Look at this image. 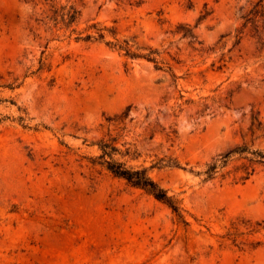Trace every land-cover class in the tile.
<instances>
[{
	"label": "rangeland",
	"instance_id": "obj_1",
	"mask_svg": "<svg viewBox=\"0 0 264 264\" xmlns=\"http://www.w3.org/2000/svg\"><path fill=\"white\" fill-rule=\"evenodd\" d=\"M62 7L70 27L49 20ZM262 10L0 0V264H264V165L206 174L264 154ZM109 135L179 214L98 164Z\"/></svg>",
	"mask_w": 264,
	"mask_h": 264
},
{
	"label": "trees",
	"instance_id": "obj_2",
	"mask_svg": "<svg viewBox=\"0 0 264 264\" xmlns=\"http://www.w3.org/2000/svg\"><path fill=\"white\" fill-rule=\"evenodd\" d=\"M256 14H261L264 17V10L257 11ZM79 19V12L74 7H62L60 11H54V16L50 18V21H54L56 24L63 23L66 27H70L77 22ZM60 20V21H59ZM186 35L192 39H196L191 30H188ZM102 38V36H100ZM80 40V38H77ZM91 36H88L85 41H89ZM122 51H125L127 55L132 57H139L136 53H133L129 43H126L125 46H120L119 48ZM154 53L144 56L149 61L157 64V59L153 56ZM131 109L128 108L122 116L119 118L123 122L129 115ZM114 121V120H110ZM117 139L111 135L102 138L97 146L100 151V155L97 158V162L100 166L105 168L113 176L125 180L131 186L141 189L147 192L149 195L153 196L156 200L165 203L168 205L174 213L179 214V207L177 203L168 196V193L162 189L150 176L149 170L146 168L136 169L128 167L126 163L121 162L117 157H126L130 156L131 151L127 149L123 152L117 146ZM244 155L251 154L252 158L249 159V162L252 164H263L264 165V154L260 152H250V149L247 147L237 148L236 150L228 153L226 156L217 159L214 163L209 166L208 171L206 172L207 178L212 179L213 176L218 172L219 169L227 167L229 160L234 155ZM248 171V168L246 169ZM254 172V171H253ZM247 176L243 179L244 181L250 177V173H246Z\"/></svg>",
	"mask_w": 264,
	"mask_h": 264
}]
</instances>
